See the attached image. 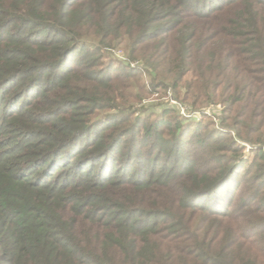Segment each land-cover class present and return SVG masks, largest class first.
Returning <instances> with one entry per match:
<instances>
[{
  "label": "trees",
  "instance_id": "obj_1",
  "mask_svg": "<svg viewBox=\"0 0 264 264\" xmlns=\"http://www.w3.org/2000/svg\"><path fill=\"white\" fill-rule=\"evenodd\" d=\"M0 264H264V0H0Z\"/></svg>",
  "mask_w": 264,
  "mask_h": 264
},
{
  "label": "rangeland",
  "instance_id": "obj_2",
  "mask_svg": "<svg viewBox=\"0 0 264 264\" xmlns=\"http://www.w3.org/2000/svg\"><path fill=\"white\" fill-rule=\"evenodd\" d=\"M112 54H113L112 55L113 60L115 61V65L114 66H116V68L117 67L118 68H120V67L126 68V66L123 65V63H129L130 61H129L127 52L123 48V46L122 47H117L116 49H114ZM134 65L136 66L137 63L135 62V63L132 64V66H134ZM165 104L174 106L173 105L174 103H172V93H171V91H167L165 95L160 94L158 96V94H154V95L146 96L144 101L141 104L135 105L134 108H135V110L137 112L140 111V110H146L148 108L149 109H154L155 111H157V110H160L162 108V106H164ZM184 108H186V107L184 106ZM207 111L210 112L211 115H215V116L219 115V113H220V109L219 108H216V109L210 108ZM196 118H198L196 120L201 119V117L199 118L198 116ZM246 150H248V149H246Z\"/></svg>",
  "mask_w": 264,
  "mask_h": 264
},
{
  "label": "built area",
  "instance_id": "obj_3",
  "mask_svg": "<svg viewBox=\"0 0 264 264\" xmlns=\"http://www.w3.org/2000/svg\"><path fill=\"white\" fill-rule=\"evenodd\" d=\"M172 103H174L173 107L176 108L177 107V110L179 111L180 115L186 119H198L196 118L197 116L200 118L201 116L198 114V113H193V114H188L186 108H184L183 106L179 105L178 103H176L173 99H172ZM177 105V106H176ZM172 106V105H171ZM176 106V107H175ZM210 108H213V109H216V108H219L220 109V106H215V107H208L207 109H205L204 113L206 114H209L210 115V112H208L207 110L210 109Z\"/></svg>",
  "mask_w": 264,
  "mask_h": 264
}]
</instances>
